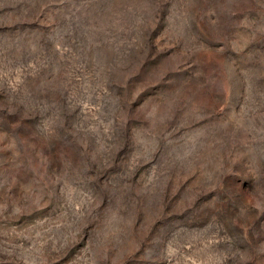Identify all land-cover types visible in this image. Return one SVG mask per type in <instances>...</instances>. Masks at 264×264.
Masks as SVG:
<instances>
[{
	"label": "rangeland",
	"instance_id": "rangeland-1",
	"mask_svg": "<svg viewBox=\"0 0 264 264\" xmlns=\"http://www.w3.org/2000/svg\"><path fill=\"white\" fill-rule=\"evenodd\" d=\"M0 264H264V0H0Z\"/></svg>",
	"mask_w": 264,
	"mask_h": 264
}]
</instances>
